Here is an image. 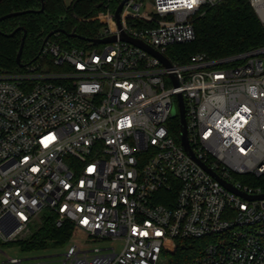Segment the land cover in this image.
<instances>
[{
    "label": "built area",
    "instance_id": "built-area-1",
    "mask_svg": "<svg viewBox=\"0 0 264 264\" xmlns=\"http://www.w3.org/2000/svg\"><path fill=\"white\" fill-rule=\"evenodd\" d=\"M220 1L127 0L120 26L113 12L99 16L93 38L115 40L63 48L48 39L40 57L59 70L36 62L0 73V244L51 211L74 234L119 241L84 249L73 234L62 264H170L196 239L199 252L180 264H264V198L219 180L264 193V181L238 179L264 178V44L186 64L166 55L192 41L195 17ZM248 2L264 24V0ZM178 93L198 161L169 132Z\"/></svg>",
    "mask_w": 264,
    "mask_h": 264
},
{
    "label": "trees",
    "instance_id": "trees-1",
    "mask_svg": "<svg viewBox=\"0 0 264 264\" xmlns=\"http://www.w3.org/2000/svg\"><path fill=\"white\" fill-rule=\"evenodd\" d=\"M121 0H1L0 16L11 11H23L22 14L0 21V73L21 71L27 65L48 62L41 58L42 41L45 35L59 28L66 32L75 31L80 36L93 38L101 29V12L111 14ZM42 7V8H41ZM14 34H9L16 27ZM195 38L187 43L174 44L167 48L166 55L177 64H186L196 53H204L208 58L217 59L246 51L264 44V24H262L248 0H222L206 6L203 13L193 21ZM25 32L19 66L16 53L21 37ZM50 41L63 48L87 46L85 40L67 36L63 33L52 34ZM55 67V66H53ZM57 67V66H56ZM170 134L178 140L179 119L172 117L169 122ZM242 182L257 184L263 177L238 176ZM74 234L73 224L64 220L56 224V215L44 211L31 227L30 234L15 241L23 250H40L53 245L61 247L68 243ZM203 240V239H202ZM193 246L178 245L169 258L170 264H179L199 252Z\"/></svg>",
    "mask_w": 264,
    "mask_h": 264
},
{
    "label": "water",
    "instance_id": "water-1",
    "mask_svg": "<svg viewBox=\"0 0 264 264\" xmlns=\"http://www.w3.org/2000/svg\"><path fill=\"white\" fill-rule=\"evenodd\" d=\"M1 1V0H0ZM41 3H42V0H40ZM127 2V0H121L117 6L115 7L114 11H113V18L115 20V23L120 26V13H121V10H122V7L123 5ZM42 8V7H41ZM30 10H23V11H11V12H8V13H5L3 15L0 16V21L3 20V19H6L8 17H12V16H16V15H19V14H22L24 12H28ZM21 27H16L15 29H13L9 34L7 35H12L14 34L18 29H20ZM56 33H63L67 36H72V37H77L81 40H85L87 42H90V44H96V43H101V42H108V41H113L115 40V36L112 35V36H109V37H105V38H101V39H96V38H89V37H84V36H80L78 35L77 33H75L74 30H72L71 32H66L64 31L63 29H59V28H56V29H53L51 30L50 32H48L45 37L43 38V41H42V47L44 45V43L49 39V37L52 35V34H56ZM24 37H25V32L23 33L22 37H21V41H20V44H19V48L17 50V53H16V62L18 63L19 66H23V64L20 62V55H21V51H22V47H23V42H24ZM121 38L124 39V40H127L143 49H145L146 51H148L149 53L157 56L163 63L165 66H170V61L167 59L166 56L160 54L158 51H156L155 49H153L152 47H150L149 45H146L145 43H143L141 40L139 39H136V38H131V37H128L127 35H125L124 33L121 34ZM41 47V49H42ZM174 84L177 85L178 84V81L175 79L174 80ZM177 101H178V112L176 113L174 110L171 112V115L170 117H174V116H178V119H179V135H180V142L182 144V146L184 147V149L186 150V152L192 157L194 158L195 160H197L194 155H193V152H192V149L190 147V144L188 142V138H187V129H186V118H185V110H184V103H183V99H182V96L180 93L177 94ZM198 161V160H197ZM201 165L204 166L203 163L199 162ZM205 167V166H204ZM206 168V167H205ZM207 170L210 171V169L207 168ZM211 173L217 178L219 179V177L214 174L212 171ZM222 184H224L227 188L231 189L232 191H234L235 193L245 197V198H248V199H259V198H264V193H260V194H255V195H250V194H246V193H243L242 191L236 189L232 184L222 180V179H219Z\"/></svg>",
    "mask_w": 264,
    "mask_h": 264
},
{
    "label": "rangeland",
    "instance_id": "rangeland-1",
    "mask_svg": "<svg viewBox=\"0 0 264 264\" xmlns=\"http://www.w3.org/2000/svg\"><path fill=\"white\" fill-rule=\"evenodd\" d=\"M47 59L48 62L46 61V63L43 64L44 67H50L52 70L60 69L56 66L53 67L50 57H47ZM38 219L39 215L35 217V221H37ZM30 230L20 239L26 238L30 234ZM72 240L77 241L84 249H92L95 247L99 248L104 246H114L115 248L119 247V241H113L109 239H91L81 231H77L73 235ZM65 248V245L61 247L49 245L48 247L40 250H23L16 242L0 244V262L6 260L7 256H9L19 258L21 260L20 264H62V253L65 251ZM169 258H171V256ZM6 264L10 263L7 262Z\"/></svg>",
    "mask_w": 264,
    "mask_h": 264
}]
</instances>
